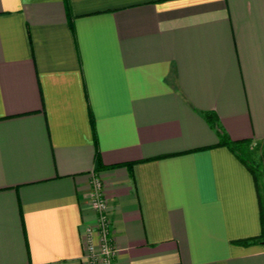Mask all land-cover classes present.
<instances>
[{
	"label": "crops",
	"instance_id": "0c3cea01",
	"mask_svg": "<svg viewBox=\"0 0 264 264\" xmlns=\"http://www.w3.org/2000/svg\"><path fill=\"white\" fill-rule=\"evenodd\" d=\"M216 129L264 172V0H0V264H80L91 175L116 264H264Z\"/></svg>",
	"mask_w": 264,
	"mask_h": 264
},
{
	"label": "built area",
	"instance_id": "2783aa9c",
	"mask_svg": "<svg viewBox=\"0 0 264 264\" xmlns=\"http://www.w3.org/2000/svg\"><path fill=\"white\" fill-rule=\"evenodd\" d=\"M88 202L94 213L92 224L84 225L81 232L82 253L80 264H116L115 247L110 237L109 219L105 213V200L100 180L90 177Z\"/></svg>",
	"mask_w": 264,
	"mask_h": 264
},
{
	"label": "trees",
	"instance_id": "16d2710c",
	"mask_svg": "<svg viewBox=\"0 0 264 264\" xmlns=\"http://www.w3.org/2000/svg\"><path fill=\"white\" fill-rule=\"evenodd\" d=\"M204 116L209 124H211L212 126L215 125V115L213 113L206 112ZM216 131L218 135L216 144L224 145L245 166V168L250 173L253 181L256 202L262 223L264 215V172L258 156L254 157L250 153V151H248L247 144L250 142V139H229L221 130L216 129ZM259 238H263L262 229L259 237L237 239L233 242L245 245L251 242H256L259 240Z\"/></svg>",
	"mask_w": 264,
	"mask_h": 264
},
{
	"label": "rangeland",
	"instance_id": "374dc122",
	"mask_svg": "<svg viewBox=\"0 0 264 264\" xmlns=\"http://www.w3.org/2000/svg\"><path fill=\"white\" fill-rule=\"evenodd\" d=\"M247 148H248V151H250V153L256 157V153H257V149L256 147L254 146V144L251 143V141L247 144Z\"/></svg>",
	"mask_w": 264,
	"mask_h": 264
},
{
	"label": "water",
	"instance_id": "95a60500",
	"mask_svg": "<svg viewBox=\"0 0 264 264\" xmlns=\"http://www.w3.org/2000/svg\"><path fill=\"white\" fill-rule=\"evenodd\" d=\"M262 232H263V238L261 242L264 243V215H263V220H262Z\"/></svg>",
	"mask_w": 264,
	"mask_h": 264
}]
</instances>
